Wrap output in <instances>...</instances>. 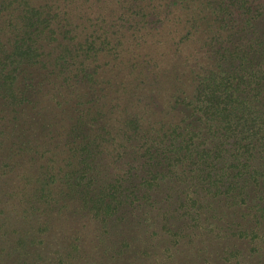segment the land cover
Instances as JSON below:
<instances>
[{
	"label": "rangeland",
	"instance_id": "obj_1",
	"mask_svg": "<svg viewBox=\"0 0 264 264\" xmlns=\"http://www.w3.org/2000/svg\"><path fill=\"white\" fill-rule=\"evenodd\" d=\"M0 264H264V0H0Z\"/></svg>",
	"mask_w": 264,
	"mask_h": 264
},
{
	"label": "trees",
	"instance_id": "obj_2",
	"mask_svg": "<svg viewBox=\"0 0 264 264\" xmlns=\"http://www.w3.org/2000/svg\"><path fill=\"white\" fill-rule=\"evenodd\" d=\"M210 4V3H209ZM237 3H233V5H236ZM224 3H220L216 6L217 9H215L217 11V14L221 15V14H224V15H227V11H228V8L224 7ZM252 5V4H251ZM207 8L211 7V5H206ZM227 6V5H225ZM212 8V7H211ZM218 17V16H217ZM200 19H205L204 16H199ZM27 20L29 22H33L34 21V17H31V16H28ZM45 22H47L46 20L41 22V24H45ZM249 22V21H248ZM35 25H38L39 26V18L38 20L35 22ZM246 26V24L244 25ZM250 27V23L247 25V28ZM39 30V28H38ZM239 30H246L244 28H240ZM54 34V33H52ZM54 36L51 38L49 37V39H51L52 41L55 39H53ZM74 38H70V40L72 41ZM28 40V39H27ZM65 40V39H63ZM24 40L23 39H19L17 40L15 43V48H14V51L12 53V55L10 56H15L18 51H20L22 49L23 51V47H21L23 44ZM79 45L81 46V43L78 42ZM30 48H27V50L23 53L24 56H25V59L24 61L22 62L23 64H28V65H32V66H43L44 68H47L48 65L46 64V62H43L41 60H39V57L41 56V53L39 52L42 48H34L32 45L29 46ZM43 55V54H42ZM61 60V58H60ZM18 65H21V64H18ZM85 71H87L86 69H84ZM162 70H165V69H162ZM211 73V76L215 79V81L217 79H219L220 83L219 85L216 87V90L215 91H210V92H205L204 90H201L199 92V95L197 97V103H199L201 105V107H204L206 110L208 111H214L216 113L215 117H218L220 116V124H223L224 123V129H222L223 131L225 132H229L230 134H242L245 130V126L240 124V121L242 120L243 116H239L238 114V110L236 108H234L233 110H228L227 109V106L228 104H225V100L227 98H232L234 94L238 93L239 91V88H234L230 87V90H231V93L233 95H229L226 94L225 95V88L222 86V81H223V76L222 75H219V73H215V72H210ZM241 73V71L239 72ZM235 80V79H234ZM100 91H102L100 89ZM105 97H107L106 95H103L101 96V98H104V101H103V105L104 103L106 102L105 101ZM196 102L195 104L194 101H192L190 103V106L192 105H196ZM131 124L135 125L138 129L140 128V123L138 122V120H133L131 122ZM221 128V127H220Z\"/></svg>",
	"mask_w": 264,
	"mask_h": 264
}]
</instances>
